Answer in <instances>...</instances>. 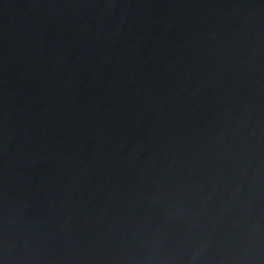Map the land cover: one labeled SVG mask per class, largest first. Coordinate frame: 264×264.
<instances>
[{
  "label": "water",
  "instance_id": "1",
  "mask_svg": "<svg viewBox=\"0 0 264 264\" xmlns=\"http://www.w3.org/2000/svg\"><path fill=\"white\" fill-rule=\"evenodd\" d=\"M0 264H264V0H0Z\"/></svg>",
  "mask_w": 264,
  "mask_h": 264
}]
</instances>
